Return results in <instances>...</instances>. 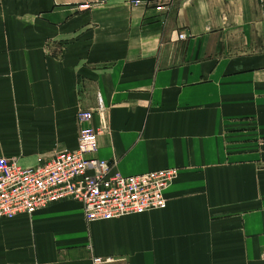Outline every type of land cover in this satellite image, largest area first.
Returning <instances> with one entry per match:
<instances>
[{"label": "crops", "instance_id": "crops-1", "mask_svg": "<svg viewBox=\"0 0 264 264\" xmlns=\"http://www.w3.org/2000/svg\"><path fill=\"white\" fill-rule=\"evenodd\" d=\"M134 1L0 0V156L175 168L165 206L0 219V264H264V0ZM98 96L107 129L94 110L83 138L77 112Z\"/></svg>", "mask_w": 264, "mask_h": 264}, {"label": "built area", "instance_id": "built-area-1", "mask_svg": "<svg viewBox=\"0 0 264 264\" xmlns=\"http://www.w3.org/2000/svg\"><path fill=\"white\" fill-rule=\"evenodd\" d=\"M134 3L144 2L136 0ZM167 10L156 6V11ZM186 37L184 32L179 33V39ZM101 103L103 100L98 96L96 111L102 115L100 128L104 130L107 124L103 118L105 106ZM92 116L89 110L77 112L79 136L89 138L95 134V130L86 125ZM175 175V169H162L123 176L113 173L111 164L87 158L82 150L60 151L49 162L33 168L23 167L16 158L0 156V219L32 213L65 197L80 201L88 220L160 209L166 204L165 189Z\"/></svg>", "mask_w": 264, "mask_h": 264}, {"label": "bare ground", "instance_id": "bare-ground-1", "mask_svg": "<svg viewBox=\"0 0 264 264\" xmlns=\"http://www.w3.org/2000/svg\"><path fill=\"white\" fill-rule=\"evenodd\" d=\"M178 37H179V36H178ZM59 152H60V151H59ZM56 153H58V152H56ZM56 153H55V154H56ZM55 154H54V155H55ZM54 155H53V157H54ZM84 155H85L87 158L103 160V161H105L106 163L109 164V162H108L107 160L88 156V155H87V152H85V151H84ZM53 157H52V158H53ZM52 158H51V159H52ZM51 159H50V160H51ZM50 160H49V161H50ZM49 161H48V162H49ZM46 163H47V162H46ZM22 166H23V165H22ZM23 167H24V166H23ZM25 168H26V167H25ZM162 169H175V168H162ZM162 169H158V170H162ZM175 170H176V175H175V177L173 178V180H172V182L170 183V185L165 189V193H166V191L170 188V186L173 184L174 180H175L176 177H177L178 170H177V169H175ZM152 171H157V170H151V171H147V172H143V173H138V174H133V175L145 174V173L152 172ZM112 172H113V173H118V172H114V171H112ZM119 174H120V173H119ZM121 175H123V174H121ZM123 176H132V175H123ZM60 200H73V201L79 203L80 206H81V209H82L83 217H84V219H85V221H86L87 223L92 222V221H99V220H109V219H113V218H118V217H121V216L129 215V214H125V215H121V216H117V217H112V218H109V219H95V220H88V219L86 218V216H85V212H84V210H83V207H82L81 202L78 201L77 199H74V198H71V197H65V198L58 199V200H56V201H53V202H51V203H48V204H47L46 206H44V207L38 208L37 210L43 209V208L47 207L48 205H50V204H52V203H54V202L60 201ZM37 210H35V211H37ZM35 211H34V212H35ZM34 212H32V213H25V212H23V213H18V214H16V215H19V214H28V215H31V214H33ZM130 214H136V213H130ZM16 215H15V216H16ZM95 258H101V257H95ZM101 259L103 260L102 262H95L94 259H92V263H93V264H124V262H127L125 259H114V258H101ZM108 259H109V260H108Z\"/></svg>", "mask_w": 264, "mask_h": 264}, {"label": "rangeland", "instance_id": "rangeland-1", "mask_svg": "<svg viewBox=\"0 0 264 264\" xmlns=\"http://www.w3.org/2000/svg\"><path fill=\"white\" fill-rule=\"evenodd\" d=\"M97 106H98V100H97V104H96V106L94 107V108H89V109H86V110H89V111H94V110H96L97 109ZM79 111V110H78Z\"/></svg>", "mask_w": 264, "mask_h": 264}]
</instances>
